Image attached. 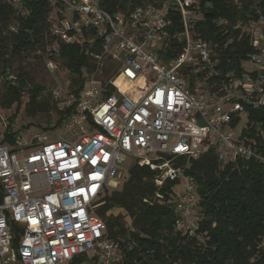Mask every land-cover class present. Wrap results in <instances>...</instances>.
Listing matches in <instances>:
<instances>
[{
  "label": "built area",
  "instance_id": "2783aa9c",
  "mask_svg": "<svg viewBox=\"0 0 264 264\" xmlns=\"http://www.w3.org/2000/svg\"><path fill=\"white\" fill-rule=\"evenodd\" d=\"M6 1L16 6L21 0ZM48 1L49 72L56 69L61 44L84 40L91 30L102 38L101 55L110 54L120 65L109 80L110 93L86 81L78 94L68 86L51 89L57 109H69L57 138L36 135L26 142L11 129L14 141L5 142L8 123L0 115V264H66L86 253L98 256L96 264H116L119 248L104 237L94 203L132 164L155 171L156 187L182 182L175 228L194 234L195 182L175 158L188 162L211 149L220 163H264L263 155L234 138L231 125L246 107H264L261 20L248 29L252 70L217 83L210 82L217 73L209 45L192 32L197 0H152L127 14H110L100 0ZM170 10L180 16L182 29L175 36L181 48L164 60L159 50L171 37Z\"/></svg>",
  "mask_w": 264,
  "mask_h": 264
},
{
  "label": "trees",
  "instance_id": "16d2710c",
  "mask_svg": "<svg viewBox=\"0 0 264 264\" xmlns=\"http://www.w3.org/2000/svg\"><path fill=\"white\" fill-rule=\"evenodd\" d=\"M100 2L110 14H127L135 6L152 0ZM197 2L199 13L192 32L195 38L209 45L217 73L210 77V82L218 83L227 75L240 74L242 61L252 52L248 29L260 20L264 25V0ZM50 10L48 0H21L16 6L0 0V79L5 90L0 103L3 107L12 104L19 107L25 80L30 78L29 75L23 77L25 72L20 67L16 77H12V60L28 56L39 58L45 54L51 40L47 23ZM169 17L171 37L168 46L159 50L164 60L173 57L181 48L175 36L182 29L180 16L176 10H170ZM101 54L102 38L93 30L84 40L61 44L60 67L74 75L70 83L72 86L79 84L74 89L76 94L86 80L84 72L97 67L94 56ZM101 85L108 93L114 90L109 80ZM44 88L26 89L29 116L53 107L49 96L41 94ZM56 111L59 114L56 123L44 129L62 125L69 113V109ZM14 116L9 117L5 130L3 140L8 143H13L16 134L11 131ZM242 116L246 120L239 140L264 156V107H246ZM238 119L240 117L233 118V127ZM175 161L195 182V233L189 235L175 228L178 218L174 210L175 182L166 181L156 187L155 171L148 166L132 164L121 187H104L94 203L96 214L105 223L104 237L119 248L115 263L264 264V163L242 158L220 163L211 149L196 160L186 162L185 158L177 157ZM10 226L15 233L12 244L16 245L17 228L13 223ZM97 260V255L86 253L75 256L68 264H96Z\"/></svg>",
  "mask_w": 264,
  "mask_h": 264
},
{
  "label": "rangeland",
  "instance_id": "374dc122",
  "mask_svg": "<svg viewBox=\"0 0 264 264\" xmlns=\"http://www.w3.org/2000/svg\"><path fill=\"white\" fill-rule=\"evenodd\" d=\"M46 55L43 54L39 58H34L33 56L16 58L12 60L11 63V74L12 77H16L18 67L22 68L25 72L23 76L29 75V79L25 80V89L22 95L21 103L19 107L16 104H12L10 107H3L0 103V115L3 117L6 123L10 116L15 114L14 121L12 123L11 129L17 131V133L26 141L30 142L36 135H47L49 138L54 139L62 135V125H59L53 129H44L45 127L53 126L58 119L59 114L57 113L56 104L51 98V89L57 85L68 86V90L74 91L78 87V83L73 86L70 80L74 75H72L66 68L60 67L59 59H56V69L53 72H49L45 66ZM94 58H96L94 56ZM96 69L91 72H84L85 81L87 85L90 83H96L101 85L104 81L112 80L115 76L112 73L118 70L120 61L114 59L110 54L104 53L99 58H96ZM242 68L245 71H250L253 68L252 63L247 59L242 61ZM105 75V73H107ZM112 75V76H110ZM108 78V79H107ZM120 84V83H119ZM206 84V83H205ZM35 86L45 87L41 92L42 95L49 96L53 107H51L47 112H37L33 116H29L27 111V94L26 89ZM50 93V94H49ZM79 93V92H78ZM5 95V90L2 86V81L0 79V101ZM40 95V96H42ZM56 107V109H55ZM245 117L241 116L238 119L237 124L234 127V138L239 139L242 127L245 124ZM2 138L0 137V141ZM176 164V161H174ZM127 169H123L120 175L117 177L119 181L116 186L111 184L107 186L109 189L120 188L122 183L127 177ZM174 192L178 195L183 193L184 185L181 181H176L173 185ZM68 264V263H66Z\"/></svg>",
  "mask_w": 264,
  "mask_h": 264
},
{
  "label": "bare ground",
  "instance_id": "6f19581e",
  "mask_svg": "<svg viewBox=\"0 0 264 264\" xmlns=\"http://www.w3.org/2000/svg\"><path fill=\"white\" fill-rule=\"evenodd\" d=\"M120 82L119 81H117V84H119Z\"/></svg>",
  "mask_w": 264,
  "mask_h": 264
}]
</instances>
